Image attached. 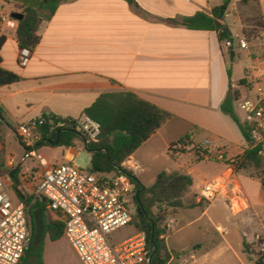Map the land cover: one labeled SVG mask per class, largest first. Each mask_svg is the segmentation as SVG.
<instances>
[{"label": "crops", "instance_id": "obj_1", "mask_svg": "<svg viewBox=\"0 0 264 264\" xmlns=\"http://www.w3.org/2000/svg\"><path fill=\"white\" fill-rule=\"evenodd\" d=\"M222 1L135 0L137 9L123 0L62 2L51 19L42 24L39 44L31 52L28 64L20 67L16 40L20 20L11 14L22 13L23 7L19 9L17 3L0 0V35L6 38L0 50L1 66L20 78L15 84L0 87V108L6 125L4 146L0 142L4 169L18 167L21 188L33 194L44 169L56 164L43 156L47 166L42 168L30 159L39 168L32 167L29 175L24 170L28 160L21 163L23 149L20 158L8 153L7 132L20 145L13 128L30 118L56 116L78 120L100 95L130 92L172 117L122 166L138 178L156 159L153 150L157 147L166 163L163 171L189 176L192 187L188 196H197L205 183L225 173L226 168L213 159L171 151L172 144L188 135L191 143L209 140L213 148H222L227 158L236 159L252 148L253 142L246 141L234 121L220 110L229 90V79L223 45L216 32L191 30L171 25L168 20L190 17L197 12L209 13ZM255 15L264 19V0H231L223 19L231 37L234 35L239 43L246 44L245 48L239 44L242 55L232 50V60L236 55L240 58V75L234 77L231 71L230 82L239 95L233 103V113L248 127L246 115L237 102L253 99L257 89L264 88V36L247 42L241 34L243 20L249 21ZM261 146L264 160V143ZM235 178L241 212L233 213L225 200H219L211 205L203 203L199 207L179 209L167 218L165 222L171 223L165 238L171 253L167 264L179 256V252L174 253L168 247L167 240L190 226L202 233L208 243L196 242L192 246L193 261L201 251L209 252L222 244L230 246L229 235L233 232L239 236L243 250L246 243L243 236L264 226V186L250 170L235 173ZM219 206L232 213H217ZM192 210L200 213H179ZM56 219L61 220L58 213L47 212V220ZM230 220L231 230L220 225ZM217 227L225 232L219 234ZM173 249H182L181 243ZM42 261L43 264H81L63 236L56 241L45 240Z\"/></svg>", "mask_w": 264, "mask_h": 264}, {"label": "trees", "instance_id": "obj_2", "mask_svg": "<svg viewBox=\"0 0 264 264\" xmlns=\"http://www.w3.org/2000/svg\"><path fill=\"white\" fill-rule=\"evenodd\" d=\"M70 0H46L39 8L34 9L23 6L22 19L18 22L16 40L19 50L28 49L31 52L40 41L39 30L43 23L48 22L54 15L58 5ZM130 6L138 8L135 0H123ZM231 0H223L220 6L214 7L209 13L197 12L193 16L183 17L179 20H168L171 25H179L191 30L214 31L219 42H229L230 37L223 30V19ZM242 37L249 42L264 36V19L255 15L251 20L244 21L241 31ZM6 38L0 35V50ZM228 54L233 50L229 46ZM233 59V57H232ZM229 90L226 98L220 106L223 114L229 116L239 128L244 139L251 142L250 127L239 122L233 113V103L239 99L236 87L231 85V72L227 69ZM20 80L15 73L7 71L1 66L0 57V87L9 86ZM242 84V81L240 82ZM83 115L99 126V134L95 141H89L81 133L64 128L55 132H49L48 126L41 127L42 138L36 145L72 147L75 140L83 143L84 149L90 154L88 172L94 175H116L125 173L135 187L133 204L135 206L131 224L136 233H143L146 239L148 251V264H167L171 258L165 238L167 231L163 223L167 218L179 209H191L202 206L197 202V196H188L192 187L189 176L179 172H159L153 184L144 187L137 178L122 165L168 120L172 115L156 106L140 99L130 92L105 93L100 95L93 104L84 109ZM4 112L0 108V142L4 146L3 130L6 125L3 122ZM14 131V128H13ZM180 141L191 142L190 136H184ZM173 145V144H172ZM261 145H256L244 151L235 159L234 172L250 170L252 175L261 180L264 178V160L260 155ZM4 151H0V175L7 171L11 176L10 191L13 197L23 203L27 208L30 218L32 235L29 246L24 252L18 264H43L42 255L46 239L56 241L63 236L64 223L62 220H47L46 202L43 199H33L21 188L19 168L4 169ZM264 186V183H261ZM43 213V236L37 246H33L35 227L33 213L36 210ZM243 252L254 258L255 264H264V255L259 251H253L247 243H243Z\"/></svg>", "mask_w": 264, "mask_h": 264}, {"label": "built area", "instance_id": "obj_3", "mask_svg": "<svg viewBox=\"0 0 264 264\" xmlns=\"http://www.w3.org/2000/svg\"><path fill=\"white\" fill-rule=\"evenodd\" d=\"M23 7V6H21ZM230 46L229 42H226ZM244 42L240 48H245ZM28 49H20L18 65L26 67L30 58ZM257 73V71L253 70ZM238 108L246 115L253 147L264 143V88L259 87L253 99L239 100ZM49 132L64 128L81 133L95 141L99 126L83 116L78 120L56 116H39L18 124L14 133L23 149L21 163L33 159L42 168L47 165L38 152L41 127ZM174 152H190L196 157L221 162L226 172L205 183L197 199L206 205L225 200L231 211L241 212L240 194L235 178V159L227 158L222 148H213L209 140L199 144L177 141L169 148ZM264 183V178L260 180ZM11 176L6 171L0 175V264H18L27 250L32 227L25 205L17 201L11 191ZM135 187L125 173L94 175L84 172L73 162L46 168L36 183L33 199H43L46 209L58 213L64 223L63 238L72 247L81 264H148V251L143 233H135L117 245L109 236L128 226L132 216L128 204L133 201ZM168 232L171 223L164 222ZM223 234L225 229L217 227ZM259 252L264 255V242H259Z\"/></svg>", "mask_w": 264, "mask_h": 264}, {"label": "rangeland", "instance_id": "obj_4", "mask_svg": "<svg viewBox=\"0 0 264 264\" xmlns=\"http://www.w3.org/2000/svg\"><path fill=\"white\" fill-rule=\"evenodd\" d=\"M226 23H228L226 21ZM227 27V25H225ZM234 31H236V27H233ZM233 51L241 53L239 48L240 40L235 38L233 35ZM229 46L226 43H223V51L224 56L227 61L228 70L234 75V77H238L240 75V66H239V55L235 56V59L232 60L229 57L228 49ZM242 55V53H241ZM11 126H14V122L10 123ZM6 145L8 153H14L16 158H20V154L22 152L21 146L18 142L13 138L12 133L10 131L7 132L6 135ZM160 150L156 147L153 150L154 155H156V159L151 163L149 168H146V173L143 175H138L137 180L144 186L149 187L153 184L156 175L163 171L166 168V163L161 158ZM39 153L47 158L49 162L55 163L56 165H63L70 162H73L77 167H79L84 172H88L89 164H90V154L84 149L83 143L80 140H75L74 145L72 147H57V146H41V150ZM39 168L34 161L28 160L24 164V170L26 173H29L31 168ZM5 171V169H3ZM40 180L37 182L39 183ZM135 206L133 201H130L128 204V210L131 215L134 214ZM178 211V210H177ZM217 213H230L223 206H219L216 209ZM179 213H200L198 210L192 211H182ZM232 213V212H231ZM234 213V212H233ZM230 217V214H228ZM231 219V218H230ZM237 219V218H236ZM221 226H225L228 230H231L232 221L225 223H220ZM174 228L172 227V231ZM249 230V229H248ZM246 231V230H245ZM254 231V232H253ZM253 233L251 231L246 233V237L243 236L246 243L250 246V248L258 252L259 251V242H264V226L260 228L253 229ZM136 233L135 227L133 224H129L128 226L114 232L109 236V241L112 245H117L122 241L128 239L132 235ZM230 246L222 244V246L218 249L210 250L209 252L201 251L197 254V260L193 261L190 258V254L192 253V246L196 244V242L208 244L207 239L204 237L202 233L195 229L194 226H190L183 230L182 232L175 233L167 240V245L170 247L174 253L179 252V256H175V260L172 264H255V260L249 254H246L242 250L241 241H239V236L237 233L233 232L229 235ZM177 243H181L182 249H173V246ZM197 253V251H195Z\"/></svg>", "mask_w": 264, "mask_h": 264}, {"label": "water", "instance_id": "obj_5", "mask_svg": "<svg viewBox=\"0 0 264 264\" xmlns=\"http://www.w3.org/2000/svg\"><path fill=\"white\" fill-rule=\"evenodd\" d=\"M14 3L18 4V8L20 9L21 6H29L31 8L37 9L40 7V5L42 3H45L46 0H8ZM11 17L17 20H21L23 15L21 13L18 12H14L11 14ZM223 30L228 34V36L230 37V41L229 44L230 46H233V38L231 37V33L230 30L228 29V27H224ZM229 57L230 59H232L233 57V51L229 52ZM33 223H34V227H35V236L33 239V246H37L43 236V229H44V225H43V213L41 210H36L33 213Z\"/></svg>", "mask_w": 264, "mask_h": 264}]
</instances>
